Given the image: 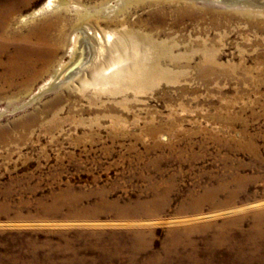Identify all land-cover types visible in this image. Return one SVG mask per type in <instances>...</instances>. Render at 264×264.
<instances>
[{"label":"rangeland","instance_id":"374dc122","mask_svg":"<svg viewBox=\"0 0 264 264\" xmlns=\"http://www.w3.org/2000/svg\"><path fill=\"white\" fill-rule=\"evenodd\" d=\"M67 1L29 18L47 0H0V264H264V13L143 0L89 22L75 7L107 0ZM43 15L59 50L11 83V34L29 37ZM83 23L170 45L174 81L39 92ZM206 53L218 67L201 76Z\"/></svg>","mask_w":264,"mask_h":264},{"label":"bare ground","instance_id":"6f19581e","mask_svg":"<svg viewBox=\"0 0 264 264\" xmlns=\"http://www.w3.org/2000/svg\"><path fill=\"white\" fill-rule=\"evenodd\" d=\"M209 1H211L210 3L217 1L227 6L241 7L243 10L251 8L264 13V2L254 3L251 0ZM142 2L143 0H121L119 5L117 3V6H112L108 4L109 2L107 0L98 3L91 11H79L80 9L77 5L75 12L82 16L83 21L97 22L109 19L111 13H118L119 10H124V7H128L130 4L140 5L139 3ZM71 3L67 0H47L45 4L37 9L36 12L29 14L28 17H34L40 12H45L49 9L57 12L60 7H70L68 5H71ZM53 19H56V17ZM6 20L8 23L10 22L8 17ZM51 20L43 15L38 21H42L45 24H42L40 27L38 25L30 28L29 37L20 36L17 33L11 34V39H21V42L13 46V51L8 56V61L5 63V73L3 75L5 79L11 83L25 86L42 70H46V67L54 59L62 42L61 38H56L54 42H51L52 39L49 38L50 31H54L55 29L53 28L54 24L51 23ZM21 21H26V18H22ZM83 24L74 26L70 30L73 35L69 39V47L67 50L69 59L53 65L47 80L39 86V92L53 88L65 79L66 81L78 83L83 88L94 87L96 89L99 87L100 91H104L107 86H118L128 90L139 87L141 89L145 84L153 86L162 79H168L170 82L174 81L172 75L173 69L169 67L174 61L170 45L165 44L163 41L153 40L150 37L139 38L133 32L129 31H122L121 34L114 37V34L109 31L94 29L88 23ZM5 37L6 33L3 31L0 32V56L5 50L1 44ZM27 40L32 41L33 44L31 47L27 45ZM142 45L150 52L153 51V54L151 53L150 55L147 51H141L139 47ZM202 57L200 64H202L203 68L199 70L200 75L204 76L209 70L216 72L218 67L216 61L209 63V54L207 53L203 54ZM161 59L168 61V63L162 65ZM107 71H110V73L108 72V74ZM38 91L33 92L31 96L33 97L35 94H38ZM115 119L120 118L115 117ZM152 131L153 129H150V132Z\"/></svg>","mask_w":264,"mask_h":264}]
</instances>
